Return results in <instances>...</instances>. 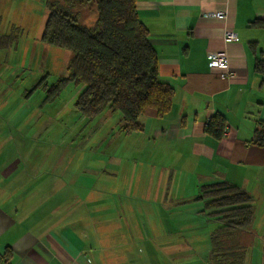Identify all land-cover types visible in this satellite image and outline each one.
<instances>
[{
    "label": "crops",
    "instance_id": "1",
    "mask_svg": "<svg viewBox=\"0 0 264 264\" xmlns=\"http://www.w3.org/2000/svg\"><path fill=\"white\" fill-rule=\"evenodd\" d=\"M31 8L11 2L7 9L21 16L1 21L0 33L28 27ZM136 11L159 79L173 89L169 111L148 110L138 131H123L121 119H97L86 137L47 152L54 140L45 136L29 153L31 106L15 98V77L45 47L38 31L19 53L14 41L1 45L11 47L0 53V135L7 140L0 146V264H209L200 245L208 216L196 196L200 186L222 181L251 194L244 264H264V148L248 143L264 120V75L254 68L264 59V26L251 24L264 19V0H136ZM217 11L224 16H212ZM226 30L238 39L224 42ZM213 50L228 55L225 75L209 66ZM215 114L226 119L219 139L204 131ZM16 134L18 150L9 142Z\"/></svg>",
    "mask_w": 264,
    "mask_h": 264
},
{
    "label": "trees",
    "instance_id": "2",
    "mask_svg": "<svg viewBox=\"0 0 264 264\" xmlns=\"http://www.w3.org/2000/svg\"><path fill=\"white\" fill-rule=\"evenodd\" d=\"M92 1L96 20L86 26L78 22L74 6ZM47 16L41 31L43 43L69 50L68 76L52 85L53 97L67 81L83 86L75 106L86 118L104 109L118 111L122 130L138 131L148 110L162 116L169 111L173 89L158 76V57L149 43L148 30L136 11V0H45ZM252 25L264 26V19ZM15 28V27H14ZM16 37L7 36L10 41ZM254 68L264 75V59ZM226 119L215 114L204 127L219 139ZM248 143L264 148V120H259ZM196 200L203 202L208 218L216 221L210 232L209 264H244L254 218L253 199L245 189L226 181L202 185Z\"/></svg>",
    "mask_w": 264,
    "mask_h": 264
},
{
    "label": "rangeland",
    "instance_id": "3",
    "mask_svg": "<svg viewBox=\"0 0 264 264\" xmlns=\"http://www.w3.org/2000/svg\"><path fill=\"white\" fill-rule=\"evenodd\" d=\"M9 2H13L17 8H21L22 5L30 4L32 7L31 9H33L32 19H34V21H29L28 27L23 26L21 27L22 29L18 26L10 25L8 32L0 33V53L2 52V54H5L11 46L6 45L3 47L1 45L10 43L11 41H14V51L16 53L21 52V46H23L22 42L27 41L26 36L29 35L28 39L32 41L31 35L37 31V34L39 35L43 29L45 18L47 16L45 0H0V15L2 17L0 18V22H4V25L6 24L5 21L9 20L11 16H21V13H12L7 9V6L10 4ZM73 8L74 11L78 12V22L80 24L86 26L94 24L97 16L94 2L83 1L82 3L76 4ZM8 35H12L16 38L11 41L9 39L7 40ZM39 46L40 45L38 43L35 44V48ZM43 46L45 47L44 50L42 49L39 51V48L37 49L35 62H31V66L27 64L20 67V70L17 72L15 77L20 81L18 87L14 89L15 98L22 96L24 99L29 101L31 106L32 114L30 118L27 119L28 123H24V134L28 135L31 141L25 145V148L30 150L29 153L34 151L32 149H37L36 143L42 142L45 136H47L49 140H54L52 143L47 141V152H51V150L55 149V145L57 143H61L63 145L65 142L64 145H69L68 142H76L77 137L81 139L86 137L88 134L93 133L95 130L92 122H95L97 119H111V123L112 120L114 123V119H121V115L118 111H112L108 108L104 109L91 119L80 114L75 106V102L83 86L81 84H75L70 80H67L62 85L57 94L50 97L52 85L60 78H66L68 76L66 64L72 53L69 50L46 43H43ZM41 48L43 47L41 46ZM17 84L18 83H16V85ZM103 125L105 126V124ZM12 136L13 138L11 137L9 142L12 143L14 139V148L15 150H18L19 147L16 140L18 139V135L16 134ZM58 139H60V141L55 142ZM6 145V138L3 135H0V146L6 147ZM17 154V158L23 161L24 157L20 155L19 151H17ZM31 157L32 159L35 158V161H32L33 163H39L40 156L35 155V157ZM200 226L201 230H203V226L207 230L205 240L203 241L202 239L200 243L202 246L201 248L203 249L206 247V249L209 250V235L211 230L216 226L215 221H213V219L209 220L208 218L207 221L205 223H201ZM262 238L264 239V236ZM202 253L203 252H201V258L203 257Z\"/></svg>",
    "mask_w": 264,
    "mask_h": 264
},
{
    "label": "built area",
    "instance_id": "4",
    "mask_svg": "<svg viewBox=\"0 0 264 264\" xmlns=\"http://www.w3.org/2000/svg\"><path fill=\"white\" fill-rule=\"evenodd\" d=\"M216 18H221L224 16L223 13L217 11L212 14ZM238 36L233 30H226L223 35V41L226 43L236 41ZM206 58L208 60L209 66L214 69L222 71V75H225L228 71V55L224 50H213L208 51Z\"/></svg>",
    "mask_w": 264,
    "mask_h": 264
}]
</instances>
